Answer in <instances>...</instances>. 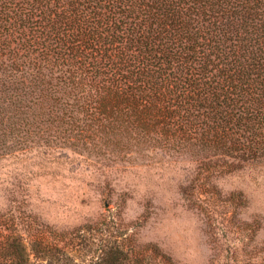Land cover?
<instances>
[{"label":"trees","instance_id":"1","mask_svg":"<svg viewBox=\"0 0 264 264\" xmlns=\"http://www.w3.org/2000/svg\"><path fill=\"white\" fill-rule=\"evenodd\" d=\"M62 160L185 171L201 264H264V218L221 186L264 168V0H0V264H190L120 205L46 221L31 181Z\"/></svg>","mask_w":264,"mask_h":264},{"label":"rangeland","instance_id":"2","mask_svg":"<svg viewBox=\"0 0 264 264\" xmlns=\"http://www.w3.org/2000/svg\"><path fill=\"white\" fill-rule=\"evenodd\" d=\"M22 164L9 166L22 174L26 172ZM42 165L40 175L31 181V193L37 211L49 223L60 227L78 225L120 205L126 221L138 227L139 222L143 224L144 240L161 243L190 264H201L208 257L204 224L187 207L179 188L187 177L185 171L171 166L138 170L117 165L112 174H105L71 160ZM263 173L264 168L259 166L228 174L222 178L221 186L247 193L252 200L249 212L264 218Z\"/></svg>","mask_w":264,"mask_h":264}]
</instances>
